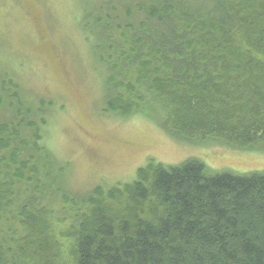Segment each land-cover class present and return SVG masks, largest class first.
Here are the masks:
<instances>
[{
    "label": "trees",
    "instance_id": "obj_1",
    "mask_svg": "<svg viewBox=\"0 0 264 264\" xmlns=\"http://www.w3.org/2000/svg\"><path fill=\"white\" fill-rule=\"evenodd\" d=\"M100 6L88 14L110 72L105 111L157 106L178 140L264 149V0ZM20 92L0 79V264H264V171L151 161L130 183L75 198L67 165L42 142L53 103ZM60 198L77 213L58 231Z\"/></svg>",
    "mask_w": 264,
    "mask_h": 264
},
{
    "label": "rangeland",
    "instance_id": "obj_2",
    "mask_svg": "<svg viewBox=\"0 0 264 264\" xmlns=\"http://www.w3.org/2000/svg\"><path fill=\"white\" fill-rule=\"evenodd\" d=\"M109 1L0 0V79L17 81L27 100L53 103L42 142L67 165L65 192L84 197L98 185L130 183L151 161L177 165L196 158L212 172L264 171V149L178 140L156 122L157 106L128 117L105 111L110 72L97 48L102 35L91 33L100 29L88 13ZM5 116L0 110V119ZM54 208L58 231L73 224L72 205L60 198Z\"/></svg>",
    "mask_w": 264,
    "mask_h": 264
}]
</instances>
